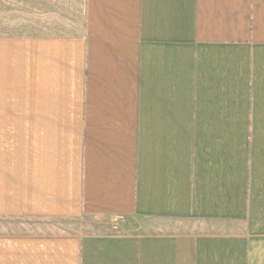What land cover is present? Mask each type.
Returning a JSON list of instances; mask_svg holds the SVG:
<instances>
[{"label":"crops","instance_id":"crops-1","mask_svg":"<svg viewBox=\"0 0 264 264\" xmlns=\"http://www.w3.org/2000/svg\"><path fill=\"white\" fill-rule=\"evenodd\" d=\"M80 9L0 33V220L92 231H0V264H264V0Z\"/></svg>","mask_w":264,"mask_h":264},{"label":"rangeland","instance_id":"rangeland-1","mask_svg":"<svg viewBox=\"0 0 264 264\" xmlns=\"http://www.w3.org/2000/svg\"><path fill=\"white\" fill-rule=\"evenodd\" d=\"M81 3L82 0H0V33L75 32L81 24ZM15 222L0 220V231H92L87 228V219L67 224L37 220L26 221L27 225ZM88 225L103 226L105 232H128L144 231L148 223L136 220L131 227L127 221L120 220L114 224Z\"/></svg>","mask_w":264,"mask_h":264}]
</instances>
